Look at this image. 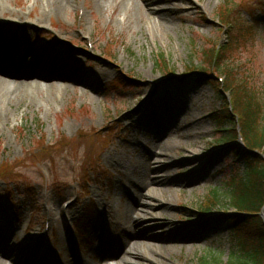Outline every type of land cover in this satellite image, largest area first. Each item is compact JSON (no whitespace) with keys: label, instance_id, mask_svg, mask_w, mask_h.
<instances>
[{"label":"rangeland","instance_id":"1","mask_svg":"<svg viewBox=\"0 0 264 264\" xmlns=\"http://www.w3.org/2000/svg\"><path fill=\"white\" fill-rule=\"evenodd\" d=\"M50 1L0 0V28L8 24L13 29L20 20L21 31L30 32L28 46H36L26 62L18 57L10 69L37 71L45 55L52 77L13 80L11 89L22 85L29 93L0 100V166L11 170L9 178L0 177V207L11 212L9 218L0 214V260L1 246H13L22 255L27 248L40 251V245L28 242L36 235L46 245L43 226L49 211L56 212L57 229L51 228L41 264H58L72 252L88 258L98 212L105 209L102 203L110 201L113 222L129 214L122 185L130 184L131 163L155 149L168 154L156 153L160 161L172 160L166 170H155L167 177L165 184L152 183V159L146 166L145 192L153 195L150 212L156 230L164 236V224H172L185 236L166 243L143 240L137 247L145 256L136 264H236L227 227L213 224L211 216L235 211L230 182L241 175L244 163L233 157L218 132L215 111L223 103L216 84L201 80L200 72L213 49L215 63L232 65L237 87L264 101V0H139L143 9L130 13L135 28L127 27L120 9L95 12L97 0H74L66 12L57 9L59 15ZM159 4L176 6L162 25L152 9ZM233 18L244 22L237 40L229 34L230 23L226 25ZM56 70L83 80L58 83ZM120 76L130 83L123 86ZM35 85L39 88L30 90ZM224 95L236 115L230 94ZM170 116L176 131L162 139ZM191 170L197 175L189 183ZM76 211L61 234L60 217ZM136 214L132 216L142 215ZM72 223L76 229L70 238ZM198 232L199 239L190 237Z\"/></svg>","mask_w":264,"mask_h":264},{"label":"bare ground","instance_id":"2","mask_svg":"<svg viewBox=\"0 0 264 264\" xmlns=\"http://www.w3.org/2000/svg\"><path fill=\"white\" fill-rule=\"evenodd\" d=\"M73 3H75L74 0H52L50 1L52 11H54V13H57V14L59 11L66 12L68 8H71L73 6ZM136 7L143 9L139 0H112L110 3L106 2L105 0H97L96 4L92 8L95 10V12H98V13L101 11H111L112 14L119 12V9H120L121 11L119 13L121 17L124 18L125 21H127L126 23L127 27L135 28V24L130 20V13H133L136 10ZM57 9H58V12H57ZM80 9L83 10V6H81ZM152 9H154L156 13L155 22L162 25L163 22L171 20V15L173 14V10L176 9V6L165 4V5H160L158 7H154ZM47 13H45V15ZM42 18H45V17H42ZM15 24L16 25L13 27V29H9L8 24H5V26L0 29V56L4 58L5 60H7L6 58L7 52H10L12 56H16L17 58L19 57L21 58L22 61H26L35 52L34 49H36V46L35 45H30L31 47L28 46V41L30 39L29 38L30 32L21 31V28H22L21 24L23 23L20 22V20H16ZM25 43L26 45H24ZM42 58H43L42 62H43L44 71H38L36 75L38 76V78L42 80H49L52 78L50 76L51 74L49 75V71H51V68H50L51 63L49 60H46L47 56L44 55V57L42 56ZM5 71L7 72V69L4 68L2 64H0V72H5ZM56 72H57V76H55V78L53 79L54 81L58 83H63V80H67L72 83L78 84L79 82L83 80V79L81 80L79 78L73 77V75H70L68 71H62V70L57 71L56 70ZM9 82L10 80H8L7 78L0 79V100L2 102H6L8 99L12 98L13 96L19 97L20 95L24 97L29 93V90L21 86H18V88L16 87L15 89H11L9 87ZM38 88H39L38 85H35L34 88L31 87L30 90L31 89L36 90ZM194 106H196L195 101H194ZM171 118L172 117L170 116L171 126L165 128V131L160 129L161 131H163L161 132L162 139H164L167 135L170 136L172 132L175 133L176 131V129L172 125L173 122H171ZM156 153L160 154V156L168 155L166 152H164L165 154H161V151L157 152L155 149H153L149 154H146V153L141 154L140 157L135 160V162L131 163V168L128 171L129 176L127 177H131V176L132 177L129 179H126L128 180V182H130V184L128 185L127 183H125L122 185L126 187L124 189V192L127 194L126 196L129 198V203L125 205L127 207L126 211H128L129 214L126 213L125 216L122 217V219H120L119 221L113 224V227L116 230V234L114 232H111L110 230L109 231L104 230L102 234L98 233L97 231L95 232V237H96V240L98 241L95 247L96 250H98V253L100 256L108 255V258L105 261L101 259L102 257L101 256L98 262H101L102 264L103 263L111 264L110 261H114V259H111V257H113L112 255H115L116 253V255L119 256V258H122V260L118 261L117 264H136L135 260H138L142 256H145L143 255L141 251L138 250V247H137L139 244L142 243L143 240L159 241L160 243L161 242L166 243L167 241H175V240L183 239V237L185 236L182 234V232H179L176 229V227H174L172 224L170 225L164 224L165 229H166V234L164 236H162L161 233H158V231L156 230L157 224L154 221V217L152 213L150 212L151 207H152L150 198L153 197V195L145 192L146 188L149 186L147 185L148 183L147 179L149 175L146 172V166L148 165L147 163L150 162L152 159L153 160L152 172H153L155 170L157 171L158 169L166 170L167 167H169L170 163L172 162V160L170 161L169 157L164 161H160L159 158L156 156ZM191 155H193V152L191 153ZM115 163H118V162L116 161ZM209 170L213 171L214 169H212V167L209 166ZM157 173L158 172L153 173L155 175L150 178L152 183L156 185L160 183H164V184L167 183L166 182L167 177L165 178L163 174L157 175ZM195 175H197L196 171L191 170L190 176L188 179L189 183H192V181H194ZM120 193L122 194V190L121 192H119V195ZM101 201L103 202L105 200L102 199ZM105 203H106L104 204L106 207L105 214H108L109 216L110 207H111V205H109L110 201L109 200L105 201ZM136 210H138L137 214H136ZM8 213H11V212L7 208L1 209L0 207V214L2 215L6 214L5 218H9L11 216V215L8 216ZM133 213L136 215L141 213L142 215L141 217L137 216L135 222H132L131 220H132ZM55 215H56V212H51V217H52L53 222L57 220V217ZM10 230H11V226H8L7 231L9 232ZM183 231H186V230H183ZM198 235H200L199 232L198 234H195L194 236H190V237L199 239L200 237ZM188 239H191V238H188ZM127 242H132V249L127 248L128 246L126 245ZM114 245H115L116 251L114 249ZM160 247L162 246L160 245ZM147 258H151V257H147ZM14 260L18 262L15 258ZM79 263L90 264L87 260H81L79 256H76V255L72 257V260L70 261L66 260L64 264H79ZM0 264H6L5 260L1 259ZM60 264H63V263L61 262Z\"/></svg>","mask_w":264,"mask_h":264},{"label":"trees","instance_id":"3","mask_svg":"<svg viewBox=\"0 0 264 264\" xmlns=\"http://www.w3.org/2000/svg\"><path fill=\"white\" fill-rule=\"evenodd\" d=\"M224 17L221 16L220 23L224 21ZM229 23V34L232 32V36L234 35L236 40L239 39L245 29L244 22L233 18L226 25ZM213 54L212 49V55L201 68V80L216 84V90L223 103L222 107L215 111L218 132L223 134L222 139L227 140L224 143L230 145L229 150L233 157L244 163L241 175L236 174L230 182V204L235 211L218 216L217 219L229 223L232 246L236 249V264H264V222L260 216L264 208V101L260 103L259 97L253 91L249 92V97L240 90L237 87L239 82L233 79V70L230 67L232 65L227 61L215 63ZM162 60L161 66L167 69V63ZM205 73H215L217 78L208 77ZM218 77H223L224 81L227 78L226 82L222 84ZM119 81L123 86L130 83L124 76H120ZM225 92L230 94L238 118L231 114ZM239 128L245 147L250 152L236 142ZM3 166L5 168L0 166V177L9 178L11 170L6 168L7 164ZM213 194L216 196V193ZM210 209L211 207H207L208 211Z\"/></svg>","mask_w":264,"mask_h":264}]
</instances>
